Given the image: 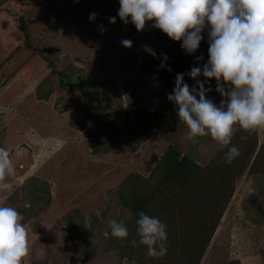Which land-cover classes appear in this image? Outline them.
Masks as SVG:
<instances>
[{
	"label": "rangeland",
	"instance_id": "obj_1",
	"mask_svg": "<svg viewBox=\"0 0 264 264\" xmlns=\"http://www.w3.org/2000/svg\"><path fill=\"white\" fill-rule=\"evenodd\" d=\"M118 9L116 0H0V148L12 169L0 175V205L19 213L32 207L26 195L31 179L45 183L48 198L21 215L29 246L22 264H135L103 242L110 220H127L117 196L122 179L147 177L169 144L202 168L216 166L225 150L209 137L186 142L185 126L167 100L176 75L183 73L191 88L189 68H202L208 56L186 55L188 69L175 68L174 57L168 63L159 50L171 42L136 29L127 38L129 25ZM122 40L132 46L123 47ZM42 57L72 82L97 90L105 107L59 86ZM206 86L212 89L208 98L219 104L215 80ZM128 105L160 116L128 118L122 113ZM254 134L255 155L264 145V128ZM235 260L264 264V175L247 170L236 178L199 264Z\"/></svg>",
	"mask_w": 264,
	"mask_h": 264
},
{
	"label": "clouds",
	"instance_id": "obj_2",
	"mask_svg": "<svg viewBox=\"0 0 264 264\" xmlns=\"http://www.w3.org/2000/svg\"><path fill=\"white\" fill-rule=\"evenodd\" d=\"M118 3L117 16L123 24H128L130 18L137 32H142L146 22H154L151 27L173 41H182L181 48L188 54L198 49L202 32L207 30L208 60L202 68L192 67L187 74L195 85L190 88L184 82V74L178 73L167 100L175 106L178 123L185 126L186 142L196 144L199 138L209 137L218 149H227L225 162L231 163L240 154L239 148L231 144L235 133L250 135L264 128V0H118ZM96 16L93 12L89 19ZM115 22L116 17H109V23ZM121 44L129 48L132 41L122 40ZM196 59L200 61L203 57ZM201 76L203 81L199 79ZM212 80L221 97L219 104L208 98L212 89L206 85ZM6 168L12 171L8 152L0 148V175ZM138 216V239L130 243L145 246L148 257H163L167 254V225L142 211ZM108 226L115 238L126 239L129 235L123 222L112 219ZM28 253L27 229L21 214L14 206L0 205V264H22Z\"/></svg>",
	"mask_w": 264,
	"mask_h": 264
},
{
	"label": "trees",
	"instance_id": "obj_3",
	"mask_svg": "<svg viewBox=\"0 0 264 264\" xmlns=\"http://www.w3.org/2000/svg\"><path fill=\"white\" fill-rule=\"evenodd\" d=\"M116 1L119 8L118 0ZM19 23L23 25V19L20 18ZM152 23L154 22H146L145 29L141 32L142 36L154 34L162 40L168 39L171 47L160 43L159 50L164 54L163 57L166 56L164 60L168 63L169 55L174 57L172 65L175 68L186 67L184 60L186 55L192 56L196 52H201L208 56L207 30L202 32L203 39L198 49L188 54L181 48L182 41L171 40L159 29L151 27ZM128 25L127 38L131 37L135 29L130 18ZM26 45L29 46V43ZM34 51L38 52L37 49ZM42 58L50 72L58 75L59 86L77 90L83 98L92 100L100 108L105 107L102 94L97 90L92 91L72 82L68 74L63 70H56L52 62L45 57ZM203 61L207 62V59L204 58ZM122 113L128 118L136 119L160 116L154 111L130 105L123 108ZM242 136L247 138L241 139ZM254 136V133L249 135L241 131L236 132L231 144L235 145L238 142L235 146L239 148L240 154L231 163L225 162L224 153L227 150L225 149L221 159L219 157L215 160L216 166L210 164L202 168L189 156L181 154L176 146L169 144L147 177L131 174L123 178L118 185L117 196L123 210L128 213L127 220L123 223L128 227L129 235L126 239L115 238L109 229L103 238L107 249L135 264H199L232 196L236 178L245 170L251 174L264 175V145H261L254 155ZM44 184L36 179L28 181L30 190L26 195L32 207H21V215L26 216L34 212L37 204L47 202ZM141 211L167 225V254L163 257H148L145 246H133L130 243L131 240L138 239L136 221ZM228 264L238 262L235 260Z\"/></svg>",
	"mask_w": 264,
	"mask_h": 264
}]
</instances>
